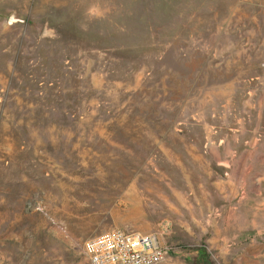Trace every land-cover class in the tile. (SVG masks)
Masks as SVG:
<instances>
[{
  "label": "rangeland",
  "instance_id": "obj_1",
  "mask_svg": "<svg viewBox=\"0 0 264 264\" xmlns=\"http://www.w3.org/2000/svg\"><path fill=\"white\" fill-rule=\"evenodd\" d=\"M164 222L264 264V0H0V264Z\"/></svg>",
  "mask_w": 264,
  "mask_h": 264
},
{
  "label": "built area",
  "instance_id": "obj_2",
  "mask_svg": "<svg viewBox=\"0 0 264 264\" xmlns=\"http://www.w3.org/2000/svg\"><path fill=\"white\" fill-rule=\"evenodd\" d=\"M170 232V222L149 233L113 228L87 240L85 254L89 264H161L175 251Z\"/></svg>",
  "mask_w": 264,
  "mask_h": 264
}]
</instances>
